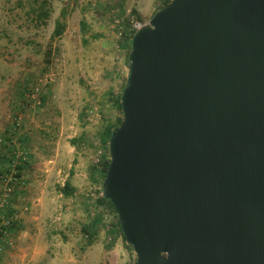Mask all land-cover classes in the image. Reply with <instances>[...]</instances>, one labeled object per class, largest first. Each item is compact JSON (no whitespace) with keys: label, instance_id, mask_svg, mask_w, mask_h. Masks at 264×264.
Segmentation results:
<instances>
[{"label":"water","instance_id":"obj_1","mask_svg":"<svg viewBox=\"0 0 264 264\" xmlns=\"http://www.w3.org/2000/svg\"><path fill=\"white\" fill-rule=\"evenodd\" d=\"M102 196L135 264H264V0H172L138 30Z\"/></svg>","mask_w":264,"mask_h":264},{"label":"rangeland","instance_id":"obj_2","mask_svg":"<svg viewBox=\"0 0 264 264\" xmlns=\"http://www.w3.org/2000/svg\"><path fill=\"white\" fill-rule=\"evenodd\" d=\"M49 1L52 15L41 26L35 0H0V136L9 128L8 116L21 115L34 156L28 191L16 199L30 211L11 235L12 246L0 254V264H135L136 255L122 237L106 251V230L84 249L82 225L90 221L100 190L90 179L91 165L106 151L100 133L107 122L123 119L114 107L129 72V54L120 48L123 21L145 25L167 0ZM65 8L67 28L48 64L55 21ZM82 20L90 26L86 36ZM51 75L53 81L45 84ZM41 80L39 96H47L48 103L32 108L30 97ZM82 136L78 153L71 142ZM72 169L77 196L64 199L58 186ZM99 212L106 224L114 221L108 208Z\"/></svg>","mask_w":264,"mask_h":264},{"label":"trees","instance_id":"obj_3","mask_svg":"<svg viewBox=\"0 0 264 264\" xmlns=\"http://www.w3.org/2000/svg\"><path fill=\"white\" fill-rule=\"evenodd\" d=\"M171 2L172 0L165 1L162 8L169 5ZM35 3L38 5V7L34 9V13L37 18L36 21L41 26H47L53 11L52 3L49 0H35ZM134 14L138 15L135 11ZM67 19H68V9L65 8L62 10L60 17L55 21L54 30L50 38L49 49L47 50V55H46L48 64L51 63V59L53 58L54 53L58 51V49L54 46L60 41V39L65 34L67 28ZM123 24H124L123 25L124 29L122 32V41L120 43V48L127 51L128 54H130L132 38H133L130 35V29L132 28V23L130 22V20L125 19L123 21ZM81 30L84 36H86L90 32V26L85 20L81 21ZM93 36L94 35H91L90 37L93 38ZM88 43H89L88 39L84 38V44L87 45ZM122 93L123 91L119 95H116L114 97V107L117 109L118 112H120L123 115V109L121 106ZM41 101H42L41 106H45L48 103V97L47 96L42 97ZM122 121L123 119H120L117 122H113V121L107 122V124L103 126V129L100 133L102 146L105 148L106 151L102 153L99 161L95 164H92L90 167L91 182L94 185H98L100 187V190L96 192L98 197L96 204L93 207L94 213L91 215L90 221L85 222L82 225V235H83V239L85 240L84 249L93 246L98 241L102 231L106 230L110 240V242H108L105 246L106 251H111L114 248L117 239L119 237H122L127 248H129L133 252L132 247L126 244L125 237L123 235L120 223L118 221L116 210L114 209L111 201L105 199L102 196L103 182L106 178L107 170L111 162V156L109 152L110 138L113 131L121 125ZM23 140L27 144L29 141L28 135L24 137ZM84 141H85L84 136H82L79 139H74L71 142L75 146L76 151L78 153L80 150H82L81 144ZM7 163L8 161L6 157L3 156L0 151V170H2L7 165ZM70 173H71L70 178L65 182V184L63 186H58V192L63 196L64 199L75 198L77 196V189L72 184L74 169H72ZM100 208H108L111 212L114 213L115 219L110 225L106 224L103 221V216L99 212ZM21 225H22L21 223L17 222L13 224L10 228H8L7 231L10 233V235H13L21 228Z\"/></svg>","mask_w":264,"mask_h":264},{"label":"built area","instance_id":"obj_4","mask_svg":"<svg viewBox=\"0 0 264 264\" xmlns=\"http://www.w3.org/2000/svg\"><path fill=\"white\" fill-rule=\"evenodd\" d=\"M144 24H132L130 35L134 37ZM122 35V33H121ZM133 39V38H132ZM46 79V83L52 82ZM38 83L30 97L31 107L36 108L42 105L39 96L42 86ZM9 128L0 136V151L6 157L8 163L0 170V254L8 247L12 246L11 235L7 231L15 223L23 221V214L30 211L28 206L19 207L16 199H20L19 193L24 191L30 183V173L34 161L31 149L24 142L27 136L23 123V118L19 114L8 116ZM29 165V167H28Z\"/></svg>","mask_w":264,"mask_h":264},{"label":"crops","instance_id":"obj_5","mask_svg":"<svg viewBox=\"0 0 264 264\" xmlns=\"http://www.w3.org/2000/svg\"><path fill=\"white\" fill-rule=\"evenodd\" d=\"M48 171H49V170H48ZM46 172H47V171H46ZM64 184H65V183H64ZM64 184H63V185H64ZM72 184H73V183H72ZM63 185H61V186H63ZM44 186H46V185H44ZM73 186L76 188V185H75V184H73ZM25 191H26V190H25ZM25 191H24V192H25ZM27 191H28V189H27ZM27 191H26V192H27ZM22 192H23V191H22ZM22 192H20V193L18 194L19 197H20L19 200H21V198H23V195L25 194L24 192H23V193H22ZM44 193H45V192H44ZM59 196H60V197H63L60 193H59ZM17 199H18V198H17ZM125 264H126V262H125Z\"/></svg>","mask_w":264,"mask_h":264}]
</instances>
